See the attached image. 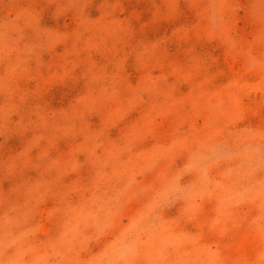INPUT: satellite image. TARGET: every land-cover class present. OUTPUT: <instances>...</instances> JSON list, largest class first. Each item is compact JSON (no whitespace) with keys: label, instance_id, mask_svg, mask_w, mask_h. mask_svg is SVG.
I'll list each match as a JSON object with an SVG mask.
<instances>
[{"label":"clouds","instance_id":"9594fccd","mask_svg":"<svg viewBox=\"0 0 264 264\" xmlns=\"http://www.w3.org/2000/svg\"><path fill=\"white\" fill-rule=\"evenodd\" d=\"M132 3L31 0L27 22L0 25V137L31 132L14 162L0 160V264H187L185 233L214 242L218 264H256L264 250V94L246 114L225 64L235 57L264 84V0ZM121 45L136 55L124 70L167 72L154 65L171 61L177 71L160 84L196 100L167 139L128 122L142 103H121L133 94L101 63ZM57 88L70 94L58 101ZM231 121L261 134L237 136ZM221 136L232 147L212 152ZM60 145L73 146V164L53 154Z\"/></svg>","mask_w":264,"mask_h":264},{"label":"rangeland","instance_id":"374dc122","mask_svg":"<svg viewBox=\"0 0 264 264\" xmlns=\"http://www.w3.org/2000/svg\"><path fill=\"white\" fill-rule=\"evenodd\" d=\"M128 7H138L143 9L145 12L150 11L151 4L149 0H140L139 4L133 0V3ZM31 17V0H13L12 6L7 11H0V25L8 27L19 21L27 22ZM155 30V28L153 29ZM142 38L147 39L145 34ZM134 43V42H133ZM124 45L120 46L119 54L114 53L110 63L108 61H102L101 63H107V71L113 72L114 76L120 81H123L127 90L133 94L132 98H124L121 103H126L128 107H134L137 103H142V106L135 107V111L132 116L128 117V122L140 121L145 124H151L156 132L158 133V139H167L170 132V125L176 118L177 113L189 105L192 108L196 107V100L191 96V93H187L180 97L174 98L172 96L171 89L165 90L160 84V81L165 79L167 75L175 73L177 71L174 67H168V64L159 62L154 65L157 68H167L168 71H160L159 73H153L146 69H141L137 72L126 71L123 68V57L128 56L126 62V68H132L136 64V55L131 52V46L123 51ZM65 50H61L60 55L63 56ZM91 55V52H89ZM226 71L232 74L236 79L231 85L237 89L238 94L234 95L233 103L244 106L246 114L251 116H257L259 114L256 107L255 97L258 92L264 94V84L260 80L252 79L249 77L247 72H241L239 64L240 62L235 57H228L225 60ZM223 71V70H222ZM63 79V77H61ZM69 85V89H71ZM67 91L57 88L53 95L56 99L62 100L65 95H69ZM147 95V102L141 101V97ZM121 116L123 112L119 113ZM195 115H199L197 111ZM16 119V117H13ZM213 122V113L209 111V115L204 118V123L211 124ZM195 120L190 121V125H195ZM235 121H231L232 128L235 130L237 136H246L249 138L259 137L261 132L259 127L255 131L248 128L236 129ZM227 127V124L225 125ZM215 131H221L222 129H215ZM31 132L26 135L16 134L9 138L7 142H4V138L0 137V143H3V147L0 148V160L5 163L14 162L18 157V154L22 151L24 144L28 138H30ZM259 146H264V141H257ZM232 145L228 143L227 138L221 136L220 138H214L209 142V149L212 152H219L224 148H230ZM73 149L72 145H60L57 149L56 155L58 159L66 160L69 165L73 164L70 160L69 154ZM36 152L34 150L33 156ZM83 160V157H80ZM76 176L69 177V180H75ZM219 219L216 216L209 218L206 224L203 225L209 232L215 231ZM150 228L146 230V235L150 234ZM201 236L199 233H185L179 239V244L185 246L189 260L187 264H218L219 251L214 250L216 245L214 242L201 243ZM191 245L188 249L186 246ZM256 264H264V250L257 251L256 253Z\"/></svg>","mask_w":264,"mask_h":264}]
</instances>
